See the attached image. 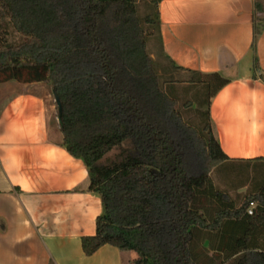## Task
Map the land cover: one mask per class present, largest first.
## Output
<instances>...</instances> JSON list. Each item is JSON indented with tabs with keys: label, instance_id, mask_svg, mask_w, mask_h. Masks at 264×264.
Masks as SVG:
<instances>
[{
	"label": "trees",
	"instance_id": "16d2710c",
	"mask_svg": "<svg viewBox=\"0 0 264 264\" xmlns=\"http://www.w3.org/2000/svg\"><path fill=\"white\" fill-rule=\"evenodd\" d=\"M160 1L140 15L138 0H0V83H47L59 98L62 145L85 164L103 208L81 238L85 255L109 244L134 251L131 264H264V181L237 205L210 178L228 160L209 113L228 80L184 81L201 85L205 109L195 123L183 118L171 72L147 50ZM263 26L253 21V50Z\"/></svg>",
	"mask_w": 264,
	"mask_h": 264
},
{
	"label": "crops",
	"instance_id": "0c3cea01",
	"mask_svg": "<svg viewBox=\"0 0 264 264\" xmlns=\"http://www.w3.org/2000/svg\"><path fill=\"white\" fill-rule=\"evenodd\" d=\"M158 11L157 50L172 76L217 72L228 80L209 105L228 157L220 165L264 163L257 160L264 157V26L252 48L264 0H161ZM88 183L83 161L62 145L51 86L0 83V264H131L134 251L109 244L84 254L81 238L95 233L103 210ZM217 188L232 198L247 187Z\"/></svg>",
	"mask_w": 264,
	"mask_h": 264
},
{
	"label": "rangeland",
	"instance_id": "374dc122",
	"mask_svg": "<svg viewBox=\"0 0 264 264\" xmlns=\"http://www.w3.org/2000/svg\"><path fill=\"white\" fill-rule=\"evenodd\" d=\"M138 12L140 15H145L148 12H152L148 5V0H138ZM153 31V27H150ZM9 41H17L20 35L8 29L6 35ZM158 49V42L155 37V31L153 36L147 42V50L156 61L158 67L168 70L167 61L162 57ZM173 79L174 82L169 84L168 91L173 93V96L177 100V108L181 112L183 118L186 121L196 122L201 112L205 109L204 104V89L201 85L193 84L190 82L184 83V79L177 74L173 76H164V79ZM187 78V77H185ZM189 78V77H188ZM185 101H190L191 105L183 107ZM130 140H126L119 147H131ZM118 148L113 149L109 154L116 152ZM264 163H230L223 164L212 170L211 179L217 187H233V186H246L242 192L233 191L231 193L232 199L240 205L245 199V195L250 193L252 189L258 184L264 181Z\"/></svg>",
	"mask_w": 264,
	"mask_h": 264
},
{
	"label": "built area",
	"instance_id": "2783aa9c",
	"mask_svg": "<svg viewBox=\"0 0 264 264\" xmlns=\"http://www.w3.org/2000/svg\"><path fill=\"white\" fill-rule=\"evenodd\" d=\"M255 205H256L255 202H252V201L249 202L246 212H247L248 214H252Z\"/></svg>",
	"mask_w": 264,
	"mask_h": 264
},
{
	"label": "water",
	"instance_id": "95a60500",
	"mask_svg": "<svg viewBox=\"0 0 264 264\" xmlns=\"http://www.w3.org/2000/svg\"><path fill=\"white\" fill-rule=\"evenodd\" d=\"M54 98L57 104V109H58V121L60 122V102H59V98L57 95L54 94Z\"/></svg>",
	"mask_w": 264,
	"mask_h": 264
}]
</instances>
